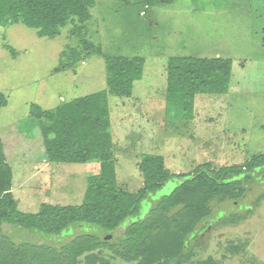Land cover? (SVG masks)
I'll return each instance as SVG.
<instances>
[{
  "label": "rangeland",
  "instance_id": "374dc122",
  "mask_svg": "<svg viewBox=\"0 0 264 264\" xmlns=\"http://www.w3.org/2000/svg\"><path fill=\"white\" fill-rule=\"evenodd\" d=\"M92 14L87 39L100 46L102 54L83 57L61 72L54 69L62 53L78 46L69 30L49 39L22 24L0 29V93L7 99L0 109V135L20 211L37 213L44 204H82L88 176L99 172V162L50 163L39 121L30 117L29 106L49 110L106 91L105 58L111 56L145 60L131 97L108 94L113 158L122 191L136 193L143 187L139 164L146 155L162 156L172 173L189 174L204 163L219 169L243 165L264 153V0H97ZM176 56L233 62L229 92L198 94L191 120L166 103V66ZM175 187L170 182L144 201L139 219ZM263 192L264 177L256 179L240 201L215 203L213 216L190 238L193 256L185 264H264V201L254 205ZM233 213H241L243 220L221 223ZM3 228L17 243L46 241L17 226ZM66 235L72 232L62 237ZM49 241L58 244L57 239ZM87 255L77 264H90ZM93 255L96 264H136L106 249Z\"/></svg>",
  "mask_w": 264,
  "mask_h": 264
},
{
  "label": "trees",
  "instance_id": "16d2710c",
  "mask_svg": "<svg viewBox=\"0 0 264 264\" xmlns=\"http://www.w3.org/2000/svg\"><path fill=\"white\" fill-rule=\"evenodd\" d=\"M96 3L97 0H0V29L22 24L35 30L40 38L49 39L69 30L78 39V46L63 52L60 65L54 69L65 71L83 57L102 54L101 47L87 39ZM144 65L142 57H107L106 91L49 110L34 103L29 106L30 117L39 121L50 163L99 162V172L88 176L85 197L78 206L44 204L37 213L20 211L12 193V168L0 135V264H77L84 254H88V263L96 264L93 252L101 249L136 264H185L193 256L190 238L202 222L213 216V205L240 201L253 182L264 177V153L252 156L243 165L214 169L211 163H204L189 174L172 173L162 156L146 155L139 164L143 187L136 193L122 191L113 158L108 94L131 97L134 83L142 79ZM232 66L231 59L171 57L166 66L167 107L179 109L185 120L193 119L198 94L229 92ZM6 105V97L0 93V109ZM170 182H175L176 187L139 219L142 203ZM263 201L264 192L256 198L255 207ZM250 213L248 209L245 214ZM242 220L241 213H233L221 223L237 224ZM4 225L32 231L46 241L14 242L4 232ZM121 227L123 232L114 235ZM66 232H72V236L62 237ZM54 239L58 244L49 241Z\"/></svg>",
  "mask_w": 264,
  "mask_h": 264
},
{
  "label": "water",
  "instance_id": "95a60500",
  "mask_svg": "<svg viewBox=\"0 0 264 264\" xmlns=\"http://www.w3.org/2000/svg\"><path fill=\"white\" fill-rule=\"evenodd\" d=\"M108 238L110 239V238H111V236H108Z\"/></svg>",
  "mask_w": 264,
  "mask_h": 264
}]
</instances>
